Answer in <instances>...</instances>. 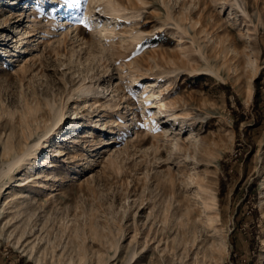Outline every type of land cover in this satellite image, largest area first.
<instances>
[{"label":"rangeland","instance_id":"374dc122","mask_svg":"<svg viewBox=\"0 0 264 264\" xmlns=\"http://www.w3.org/2000/svg\"><path fill=\"white\" fill-rule=\"evenodd\" d=\"M7 1L0 264H264V0Z\"/></svg>","mask_w":264,"mask_h":264},{"label":"bare ground","instance_id":"6f19581e","mask_svg":"<svg viewBox=\"0 0 264 264\" xmlns=\"http://www.w3.org/2000/svg\"><path fill=\"white\" fill-rule=\"evenodd\" d=\"M30 1H32L31 3H29V1H27V3L25 4V8H28L29 9V13L27 14V19H32V20H34V19H36L37 18V13L38 12H42L43 10L41 9V8H39V7H37V5L38 4H43L44 3V0H30ZM95 1H99L100 3L101 2H103V5H105V6H102L103 7V9H102V12L103 13H106L107 11H109L110 9H111V7H112V5H113V3H112V1L113 0H95ZM6 3H8V4H10L11 6L12 5H17V6H19V4H18V0H8ZM102 4V3H101ZM7 5V4H6ZM28 5V6H27ZM9 6V5H8ZM46 6V5H45ZM44 6V7H45ZM80 9V8H79ZM21 16H26V15H24V13L23 14H21ZM71 21H72V19H70ZM69 21V20H68ZM28 22V21H27ZM93 22V21H92ZM66 25H70L68 22H66L65 23V27H66ZM99 28H100V30H99V32H100V34L101 35H103V33H108V31H110L109 29L107 30L106 28H104V27H102V26H99ZM156 85V84H155ZM142 88H143V91L145 92V97L147 98V99H150L149 100V102H148V108L149 109H153V108H156V107H159L161 110H165L166 109V105L161 101V100H159V98L157 97V95H156V93H158L159 94V92L161 93V91H155V92H153V93H151L152 91H153V89L154 88H156V86H154V84H144L143 86H142ZM158 89H160V88H158ZM153 98H154V100H153ZM152 99V100H151ZM158 105V106H155V105ZM173 116H171L173 119H176V118H178V117H176V114H172ZM58 116V115H57ZM64 118V116L62 115L61 117H60V120H57V122L58 121H62V119ZM59 123V122H58ZM48 126V125H47ZM52 127V126H51ZM54 127V128H53ZM53 129H50L49 131H52V130H54L55 128H56V126H54L53 125ZM49 129V128H48ZM47 129V130H48ZM49 131H47V132H49ZM53 132V131H52ZM24 155V154H23ZM22 155V156H23ZM21 158V157H20ZM18 159H19V157H16L15 158V160L14 161H12V162H10L9 163V167H10V169H12V167L15 165V164H17L16 162H18ZM35 165H33V166H31V168H30V172L32 173L34 170H35ZM0 177H2V175L0 176ZM263 205V204H262ZM261 205V206H262Z\"/></svg>","mask_w":264,"mask_h":264},{"label":"snow or ice","instance_id":"6c2138e0","mask_svg":"<svg viewBox=\"0 0 264 264\" xmlns=\"http://www.w3.org/2000/svg\"><path fill=\"white\" fill-rule=\"evenodd\" d=\"M79 4L80 0H44V3L38 4L37 7L43 10L44 6L46 5L49 10H51L52 12H56L57 9H59L60 11H64L65 8H75V6ZM61 5H63L64 7H61ZM80 22L83 23L85 28L88 27V24L84 21Z\"/></svg>","mask_w":264,"mask_h":264}]
</instances>
